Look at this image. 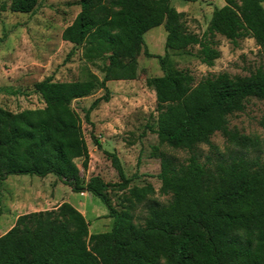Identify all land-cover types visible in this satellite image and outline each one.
<instances>
[{
  "label": "trees",
  "instance_id": "1",
  "mask_svg": "<svg viewBox=\"0 0 264 264\" xmlns=\"http://www.w3.org/2000/svg\"><path fill=\"white\" fill-rule=\"evenodd\" d=\"M224 2L198 35L170 0H79L80 9L61 38L83 46L87 63L101 60L103 75L85 64L82 79L46 76L35 82L42 107L12 111L0 105V180L10 174H53L72 190L98 197L112 226L91 233L85 216L67 201L19 214L0 235V264H264V158L249 155L262 149L264 138L229 127V116L243 111L250 98L264 100V68L247 75L220 72L195 83L170 58L198 46L196 56L213 65L220 55L216 34L232 43L252 37L264 49L263 0ZM37 4L10 0L9 9L29 13ZM160 24L166 32L163 55L150 53L143 38ZM141 50L157 58L162 70L150 79L156 100L150 129L157 138L152 149L159 158L158 192L169 195L166 202L153 197L151 183L130 186L138 171L127 176L117 153L102 148L95 137L118 181L99 175L85 180L76 162L86 170L90 156L72 100L103 90L85 109L89 120L90 112L110 98L107 81L137 78ZM216 132L232 147L226 155L211 142ZM201 144L210 154H202ZM168 148L185 150L187 157L179 160ZM110 186L123 192L119 208L109 196ZM138 205L146 211L142 223L136 222Z\"/></svg>",
  "mask_w": 264,
  "mask_h": 264
},
{
  "label": "rangeland",
  "instance_id": "2",
  "mask_svg": "<svg viewBox=\"0 0 264 264\" xmlns=\"http://www.w3.org/2000/svg\"><path fill=\"white\" fill-rule=\"evenodd\" d=\"M10 0H0V105L12 111L24 108L42 107L43 103L33 90L35 82L46 76L54 80L69 81L84 78L82 71L87 64L91 71L102 77L101 60L87 63L84 47L74 45L61 38L63 28L70 24L79 11V0H38L37 7L29 13L13 12ZM224 0H170L178 11L184 13L189 31L201 35L206 29L215 7L222 6ZM264 7V0L262 2ZM166 32L163 24L147 30L144 46L152 54L163 55ZM220 55L213 65L203 63L197 56L198 46L190 48L191 54L171 53L173 66L187 69L197 83L206 76L226 72L231 76L247 75L257 67L264 68V49H260L252 37L237 39L235 43L216 34L213 38ZM71 53L68 56V53ZM138 76L130 80L107 81L110 89L108 101H101L84 118L85 109L91 101L102 95V89L92 94L72 100L71 106L82 119V129L89 149L88 168L83 170L80 160H76L81 174L87 180L91 175H99L105 181H118L117 174L102 150L96 147L92 138H97L101 147L115 151L121 159L127 176L136 170L140 174L130 182L132 185L151 183L155 189L153 197L166 202L169 195L158 192L160 181L159 158L152 147L157 143L155 133L156 100L150 79L162 74L157 58L146 56L141 50L138 55ZM229 127L239 132L264 138V100L250 98L245 108L229 116ZM211 142L221 154H228L232 147L219 132L211 137ZM203 155L210 154L206 144L199 146ZM179 160L187 157L180 149H167ZM264 158V146L259 152L250 151ZM212 156V155H211ZM203 159V157H202ZM123 195L116 187H109V196L117 201ZM67 201L76 207L89 222V231L110 230L112 218L107 217L106 205L90 192L72 190L55 175L44 177L35 174H10L0 180V235L14 220L15 215L45 210ZM143 205L135 209L136 222L142 223L145 215Z\"/></svg>",
  "mask_w": 264,
  "mask_h": 264
},
{
  "label": "crops",
  "instance_id": "3",
  "mask_svg": "<svg viewBox=\"0 0 264 264\" xmlns=\"http://www.w3.org/2000/svg\"><path fill=\"white\" fill-rule=\"evenodd\" d=\"M60 203H61V202H60ZM60 203H59V204H60ZM57 205H58V204H57ZM18 215H19V214H18ZM18 215H15L14 220L11 222V224H10L9 227H8V229L14 224L15 219H16V217H17ZM8 229H7V230H8ZM7 230H6V231H7Z\"/></svg>",
  "mask_w": 264,
  "mask_h": 264
},
{
  "label": "built area",
  "instance_id": "4",
  "mask_svg": "<svg viewBox=\"0 0 264 264\" xmlns=\"http://www.w3.org/2000/svg\"><path fill=\"white\" fill-rule=\"evenodd\" d=\"M81 193H83V192H81Z\"/></svg>",
  "mask_w": 264,
  "mask_h": 264
}]
</instances>
